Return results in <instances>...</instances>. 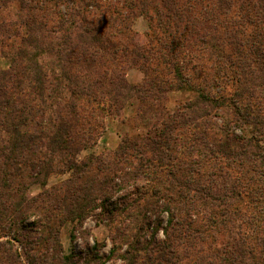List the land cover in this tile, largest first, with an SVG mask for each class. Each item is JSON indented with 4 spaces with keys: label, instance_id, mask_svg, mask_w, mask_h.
I'll return each instance as SVG.
<instances>
[{
    "label": "trees",
    "instance_id": "1",
    "mask_svg": "<svg viewBox=\"0 0 264 264\" xmlns=\"http://www.w3.org/2000/svg\"><path fill=\"white\" fill-rule=\"evenodd\" d=\"M11 1L19 0H0V6ZM25 1L37 10L52 2ZM106 2L68 0L69 22L58 12L52 26L43 14L38 25L25 22L28 39H20L10 68L0 71V237L11 231L20 242L16 228L32 231L23 217L30 204L26 189L16 193L14 178L25 172L40 182L59 165L72 170L70 178L59 187L63 194L52 213L31 224L39 231L36 241L24 239L34 252L25 254L27 264H77L62 255L50 222L93 214L114 187L131 188L140 213L123 211L135 227L114 231L108 257L117 255L122 264H264V0ZM136 15L149 22L142 39L131 33ZM189 47L196 49L197 64L186 76L178 61ZM32 48L39 52L29 56ZM198 61L211 71L212 84L197 86L193 101L167 113L164 95L175 85L187 89ZM125 63L140 70L142 84L126 82ZM134 99L128 121L145 129L143 137L122 138L103 160L72 159L89 146L103 116L118 115ZM239 121L252 124L256 134H234L230 123ZM93 170L107 173L101 181H81ZM41 244L54 254L41 251ZM4 252L0 264H16V251ZM89 255L101 264L94 250Z\"/></svg>",
    "mask_w": 264,
    "mask_h": 264
},
{
    "label": "rangeland",
    "instance_id": "2",
    "mask_svg": "<svg viewBox=\"0 0 264 264\" xmlns=\"http://www.w3.org/2000/svg\"><path fill=\"white\" fill-rule=\"evenodd\" d=\"M41 1L43 0H40L38 3H40ZM107 2L113 5L114 0H107ZM107 2L105 4H107ZM26 4H28L27 1L19 0L15 2L11 1L5 6H0V71H6L10 68L9 59L21 48L20 39L24 37L26 33V27H24L25 22L31 20L32 23L38 25V23L42 20V18H40L41 14L44 15V19L49 26L55 25L59 20L60 15H65L62 19L69 22L67 11L70 10L69 6H71L72 4L69 1L68 6V0H52L51 3H48L46 5V7H41V10H37V8H26ZM57 12L60 15L57 16ZM239 13L240 12H237L236 15ZM229 15L234 16V13H231ZM223 22H225V20H223ZM129 24L132 35H134L136 38L139 37V39H142V37H144V34L149 30V22L143 16H134ZM36 27L37 26L34 25L31 28ZM14 34H18L19 36H12ZM238 36L240 41L245 40V38L241 35ZM24 39L26 40L28 38L24 37ZM32 49L30 50L29 56H31L35 50L36 53L39 52L36 48ZM238 50L244 49L242 47H238ZM225 51L228 50L225 49ZM191 55L193 56V59H190ZM195 55L196 49L193 50L192 47H189V53L179 58L178 64L184 69L185 72H183L184 74H186V76L190 75V73L192 72L191 67H194V65L197 64V60L194 59ZM27 58H22V60L20 61L21 65H23L27 61ZM198 64L200 68H196L195 70L193 68L196 79L192 80L187 89L183 88L181 90H177L175 85L173 90L168 91L164 95L165 100L162 99V107L167 113H176L183 105L193 101L196 98L195 90L197 86L203 88L204 86H209L210 84H212L213 76L211 71H209V69H207L204 64L200 62ZM123 67L125 80L129 85L142 84L143 75L140 70H138L136 67L130 66V63H125ZM20 69L21 67H19L17 70L19 71ZM255 81L257 83L259 82L258 79H256ZM9 92L10 90H8V93ZM208 92L213 93L214 89H208ZM226 92L227 94L231 93V87L228 86L226 88ZM137 102L138 101L135 99L131 100V102L129 103L130 105H126L125 108L122 109L121 113H118V115L103 116L101 120H99L100 127L98 128L96 133L92 135L93 139L89 143V146L76 153V155L72 159L79 163L85 162L88 158L92 160H94L95 158L103 160L106 159V157H108L110 153L117 150L122 138L126 136L130 138L143 137L145 135V129L140 126L134 127L133 124L128 121V119L132 116L134 106L137 104ZM224 109L227 110L226 108ZM218 114L220 115L222 113ZM224 119L225 117L223 116V120ZM217 121L220 122V117H216V122ZM32 127H34V125H32ZM230 130H233L234 134L238 136H245L247 138L251 137L253 134H256L253 131L254 127L252 124H240V121L230 123ZM1 143H4L3 136H0V144ZM43 150L44 149H42V151ZM71 171V169L65 170L64 167L56 165L51 173L39 179L40 182L37 180V182H33V179L25 176V172H23L22 176L14 178V191H16V188H20L19 190H23V188L26 189L24 190V194L28 198V201L26 203L30 204L29 208L26 209V212L23 214V217L26 218V225L30 224L31 227L29 229L32 230L31 232H29L28 230L22 231L21 229L16 228L15 235L17 237L19 236L20 242L12 239L14 236V232L11 231L0 237V242H8V244H4L0 248L1 251L4 250V253H6L7 249L11 247L12 250L16 251V253L18 254V258H16V264H18L17 260L20 264H27L28 261L26 259V255H31L32 253H34L32 251H29L28 248L31 245H28V242H25L24 239H27L29 236L32 242L36 241L35 236H38L37 231L39 230L37 228L39 226L37 227L31 224L36 223V221L40 220L41 218L45 220V217L48 215V213H52L51 206H53L55 202H58L59 197L63 194L62 191L58 189L62 184L68 181ZM106 173H101L93 170L87 176H84L81 181H85L86 179L92 177H94L97 181H101L103 174ZM115 182H120V180L115 179ZM136 195L137 194L132 192V189L129 187H114V189L109 193V200L105 203L103 202V205H101L103 207L99 206L97 209H95L93 214L87 215L84 218L66 221L61 225L57 224V219L52 220V222H50L51 227H57L58 229V240L60 245L59 248L62 255L74 256V261H78L77 264H87L88 262L89 264H99L98 261L92 262V259L90 260L89 252H93L94 250L97 253V256L102 259L101 264H122L119 256L111 255L110 257H108L110 250L113 247L111 237L113 238L116 235L114 233L116 229H119V231L121 232L126 226H130L129 228L135 227L133 221L130 222V219H127V217H125L122 213H125L127 211L132 215L134 211H137L135 210V206H132V201L136 198ZM176 201L177 204L182 203L181 198L177 197ZM129 204L131 206L130 208H127ZM103 208H107L106 211L108 213L111 212V216L113 218H111L108 214L103 213ZM124 210L126 211L123 212ZM139 213L140 212L137 211V214ZM133 217L136 218L135 220L133 218L135 222L139 221V217ZM161 218L162 226H165L167 214L163 213L161 215ZM35 229L37 231H34ZM130 233L131 231H129V234ZM157 238H163V233L160 229H158ZM46 245L47 244H41V246H39V249L42 248V251L43 248L46 247ZM48 247L49 248L46 247V252L54 254L51 246ZM125 247L126 245H123L121 246V249H124ZM37 251L39 250L37 249ZM115 251H117L118 253L120 252V250L116 248Z\"/></svg>",
    "mask_w": 264,
    "mask_h": 264
}]
</instances>
